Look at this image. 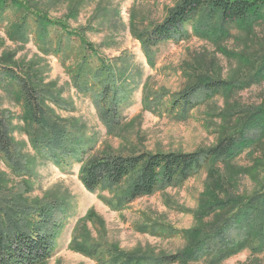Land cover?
I'll return each instance as SVG.
<instances>
[{"label": "rangeland", "instance_id": "1", "mask_svg": "<svg viewBox=\"0 0 264 264\" xmlns=\"http://www.w3.org/2000/svg\"><path fill=\"white\" fill-rule=\"evenodd\" d=\"M19 1L34 12L65 23L80 34V39L70 45L65 58L46 55L34 33L25 42L9 36L8 28L17 20L10 12L8 20L0 23V63L23 70L38 87L59 98V105H46L82 132L83 139L94 147L90 155L210 149L237 130L250 113L264 108V17L222 29L216 21L201 33L188 26L189 38L159 45L153 50L151 64L137 35L163 22L180 0ZM81 40L97 51L89 58L94 68L110 66L124 91L122 119L111 133L97 103L100 88L81 92L73 85L71 69L80 64L85 53ZM206 80L225 81L233 87L206 98L201 95L204 98L199 106L185 118L177 111L170 112L174 95ZM0 110L11 116L14 140L34 156L24 130L22 102L0 89ZM71 165H57L37 156L33 175L20 179L0 158L3 188L27 185L24 196L30 202L59 199L67 207L54 254L44 264H99L71 247L82 219L78 236L101 244L103 259H108L104 248L110 245L128 253L176 255L187 247L186 231L215 221L216 214L197 215L209 201L229 196L248 198L264 189V140L232 160L204 168L181 186L157 191L120 209L106 202L116 196L114 193L87 191L80 180L82 164ZM152 225L157 226L155 234L141 230ZM212 259L205 256L177 264H214ZM217 264H264V252L253 254L244 249Z\"/></svg>", "mask_w": 264, "mask_h": 264}, {"label": "trees", "instance_id": "2", "mask_svg": "<svg viewBox=\"0 0 264 264\" xmlns=\"http://www.w3.org/2000/svg\"><path fill=\"white\" fill-rule=\"evenodd\" d=\"M10 12L17 16V20L9 26V36L25 42L34 33L40 51L46 55L53 53L65 58L71 51L70 45L80 39V34L70 30L65 23L34 12L24 2L0 0V23L8 20ZM261 17H264V0H180L168 11L163 22L138 34L137 39L152 64L153 50L159 45L180 43L189 38L188 26L201 33L211 29L216 21L220 22L222 29L225 25ZM50 36L56 39L49 40ZM80 42L85 53L80 64L71 69L73 85L81 92L100 88L97 103L111 133L119 127L122 119L120 110L124 104V91L118 87L110 66L102 64L94 68L89 58L97 54L96 49L83 40ZM232 87L225 81L196 83L173 96L170 112L177 111L181 118H185L204 97ZM0 89L22 102L24 130L35 151L34 156L29 155L14 140L11 116L0 110V158L12 174L20 179L31 177L37 156L57 165L82 164L80 180L86 190L114 193L116 196L106 202L116 209L157 191L181 186L204 168L232 160L247 148L260 146L264 140V108H260L210 149L191 153L139 152L126 155L108 151L90 155L94 147L87 144L82 132L59 118L46 105V102L59 105V98L38 87L26 72L0 63ZM28 189L25 185L8 190L0 184V264H44L54 254L67 207L59 199L30 202L24 196ZM212 214L217 215L212 224L185 232L187 247L176 255L128 253L110 245L104 248L108 259H103L101 244L77 234L85 219L78 222L71 247L96 259L99 264H177L197 261L205 256H212L211 262L217 264L244 249L253 254L264 252V189L248 198L229 196L222 201H209L197 215ZM156 229L157 226L152 225L141 230L155 234Z\"/></svg>", "mask_w": 264, "mask_h": 264}]
</instances>
